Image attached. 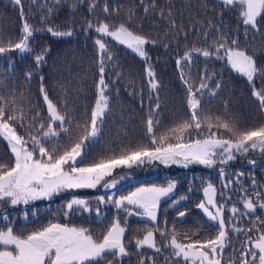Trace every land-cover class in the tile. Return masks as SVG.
<instances>
[{"label":"snow or ice","instance_id":"obj_1","mask_svg":"<svg viewBox=\"0 0 264 264\" xmlns=\"http://www.w3.org/2000/svg\"><path fill=\"white\" fill-rule=\"evenodd\" d=\"M15 6L20 7L23 19L21 36L17 42L9 40L5 43L0 39V54L19 52L31 54L34 49L30 46L34 33L47 31L53 36L65 37L73 35L71 29L59 31L52 26L36 29L25 18L22 0H12ZM62 0H56L59 5ZM85 0H71V8L76 10ZM229 10H237L240 24L244 28L247 39L251 33L264 36V0H218ZM33 4L37 0H32ZM145 15L157 11L156 0L151 4L147 0H140ZM100 6V0H88L87 7L90 13H95ZM41 8V23L47 25L48 17L55 11L45 2ZM102 11L110 17H118L120 8L109 9L107 0H104ZM160 19L169 21V31H177L174 15L169 7L167 11L160 9ZM223 13H221L222 17ZM135 11L129 9L127 19L119 24L107 21L93 23L86 21L85 31L94 30L97 38L94 45L98 51L99 80L96 85V98L90 109H86L82 119H77L68 107L66 99L55 102L49 95L45 85V78L40 80V103L43 112L37 104L29 102L25 111L22 101L27 100L15 92L0 94V138L6 141L9 148L10 161H0V204L7 201L11 205H28L32 201L52 199L54 196L69 190L95 189L102 186L104 189H115L126 177L116 178L113 173L118 168L131 169L145 163L160 161L165 165L184 164L196 162L213 167L217 163L227 165L235 160L237 154H246L250 150H259L264 153V88L256 89L254 81L264 77V69L258 66L254 54H249L247 48L240 46V36L235 34L229 37L216 27L217 35L207 47L185 46L183 55L176 58V65L180 80L185 86V104L188 110L187 118L177 119L171 126L162 127V122L157 117L160 115L159 90L161 84L156 78V73L150 63L151 57L147 51L148 45L157 44L143 33L142 25L136 30L130 26L133 22ZM185 39L188 33L183 32ZM198 37L207 41L209 32H197ZM105 38H111L119 45L131 49L138 57L146 62V77L149 87V101L155 97L154 107L149 108L145 121V136L147 143L140 142L135 147H121L119 152L114 150L111 154L100 156L89 162L87 160L88 146L93 144L102 135L106 116L110 113L111 91L105 80L106 63L113 62L115 67L116 57ZM255 39V36H253ZM168 47V44H165ZM50 50L45 48L34 56L37 68L46 63V56ZM203 57L205 60L216 59L225 61L231 69L242 74L252 85V96L258 104L260 119L251 126L241 127L236 117L214 114H205L202 101L205 96L215 98L223 86L222 81L215 72L208 73L205 64L199 78L198 86L193 82L191 71L195 66V58ZM11 66V65H10ZM188 68V72L185 68ZM27 79L33 76L32 71L26 74ZM117 73V80L120 79ZM216 79L215 88L210 87V82ZM115 83V81L113 82ZM0 86L2 82H0ZM142 95V92H141ZM143 104V100L141 101ZM225 113L228 112V102H224ZM62 137H67V144H61ZM47 145V146H46ZM249 163L255 164V161ZM222 189L218 192L211 181L202 188L205 199L196 203V208L204 214L206 221L216 229L213 237L198 239L200 229L186 231L183 240L178 239L176 225H169L167 217H160L161 202L166 198L171 201L170 208L182 206V202L189 199L188 195L174 198L177 181L168 180L165 185H141L125 195L117 196L116 193L94 198L97 205H113L118 214L113 217L110 224L106 225L99 237L93 234L90 228L49 221L45 226L27 233L18 234L11 226L0 228V264H123L131 252L125 243V234L128 231L127 220L137 216L146 218L151 223L142 237H134L129 243H134L135 248L152 249L157 254L167 251L169 256H163L164 264H264V220L256 216L249 219L247 224L244 217H251L257 209H264V195L257 191L255 199L247 195L241 197L244 211L234 203L228 207L231 196L223 189L231 190L233 183L243 187L241 178L243 172L235 173V181L227 179L229 173L225 168L219 169ZM252 185H256L252 178ZM189 188V193L193 192ZM219 195L222 202L217 201ZM91 201L73 195L61 206L62 214L68 217L74 210L92 212ZM230 213L231 223H226L225 209ZM95 223L104 225L107 216L97 206L95 209ZM125 217L121 223L120 214ZM36 213L33 212L32 215ZM25 211L24 220H28ZM187 209L178 211V218H186ZM3 219L7 220L5 215ZM230 233L244 234L246 239L236 249L231 243ZM254 233L255 235H249ZM157 234L166 243L157 241ZM232 251L225 256V250ZM111 256L112 259H107ZM139 264H157L154 256L141 255Z\"/></svg>","mask_w":264,"mask_h":264},{"label":"trees","instance_id":"obj_2","mask_svg":"<svg viewBox=\"0 0 264 264\" xmlns=\"http://www.w3.org/2000/svg\"><path fill=\"white\" fill-rule=\"evenodd\" d=\"M47 3L49 8L55 11L48 17L47 25L41 23V12L46 11L41 5ZM88 0L78 5L76 10L71 8V0H62L57 5L56 0H37L36 4L32 0H22L25 18L36 29H44L52 26L59 31L71 29L73 35L59 37L53 36L47 31H37L31 40L30 46L34 49L31 54H21L13 51L0 54V94L7 95L15 92L19 97L21 93L27 100L22 101L25 111L28 110L29 102L37 104L43 112V105L40 103V80L45 78V85L51 98L59 103L66 99L68 107L73 111L77 119H82L85 110L90 109L96 98V85L99 80L97 67L98 51L94 45L97 33L94 30L85 31L86 21L91 20L94 24L100 21H107L112 24H119L127 19L129 9L135 11L133 22L130 25L136 30L138 25H142L144 35L158 42L155 45H148L147 51L151 57L150 63L156 73V78L161 84L159 90L161 104L160 115L157 117L162 122V127L171 126L177 119L187 118L188 110L185 104L186 91L182 84L176 58L183 55L185 46L191 47L194 43L197 47H207L212 39L217 35L216 27L220 31L232 37L235 34L240 36V46L247 48L249 54H254L259 67L264 69V36L251 33L247 39L244 36V28L239 21L237 10L225 9L218 0H156L157 11L148 14L144 13L140 0H107L109 9L120 8L118 17H110L102 11L104 0H100V6L95 13H90L87 7ZM151 4L152 0H147ZM175 18L178 26L177 31H169V21L160 19L158 13L160 9L165 11L168 8ZM20 7L15 6L12 0H0V39L5 43L9 40L17 42L21 36L23 19L20 15ZM221 13H223L221 17ZM182 26L183 32L188 33L185 39L179 31ZM209 32L207 41L197 36V32ZM255 36V39H253ZM109 44L113 55L116 57L115 67L113 62L106 63L105 80L108 82L111 91L110 113L106 116V123L102 135L96 142L88 146L89 154L85 162L94 160L100 156L111 154L114 150L119 152L121 147H135L138 143H147L145 136V121L150 107H154L155 97L149 101V87L145 73L146 62L138 57L131 49L124 45H119L111 38H105ZM168 44V47H165ZM49 49L46 56V63L37 68L34 63V56L42 49ZM207 64L208 73H216L222 81L220 93L215 98H208L207 95L202 101V108L205 114H214L228 118L236 117L240 121L241 127L251 126L260 119L258 104L252 96V85L242 74L231 69L225 61L209 59L203 57L195 58V66L191 71L193 82L198 86L200 75ZM11 65V66H10ZM28 71L33 72L32 78H26ZM188 72V68H185ZM117 73L120 79L117 80ZM115 81V83H113ZM216 79L210 82V87L215 88ZM255 88H264V77H257L254 81ZM142 92V95H141ZM143 100V104L141 101ZM228 102V112L225 113L224 102ZM61 144H67V137H62ZM47 146V145H46ZM258 158L255 164L249 163L246 154H237L236 159L229 161L227 165L217 163L213 167L204 165L180 166L177 164L160 165L158 172L151 175H142L141 169L133 170L131 174L115 189H104L98 186L95 189H77L62 192L52 199H41L30 202L28 205L19 204L15 206L3 205L0 207V228L12 227L18 234L27 233L45 226L49 221L68 223L75 226L90 228L93 234L99 237L103 228L110 224L118 212L113 205H97L94 198L98 196L111 195L113 192L117 196L125 195L129 191L141 185L157 184L165 185L168 180L177 181L174 198L188 195L189 199L182 202V206L176 209L170 208V200L167 198L161 202L160 217H167L169 225L175 224L178 239L183 240L186 231L200 229L198 239L204 240L215 235L216 229L206 221L202 211L196 208V203L205 199L202 188L211 181L216 186L218 192L222 189L219 169L225 168L229 173L227 179L235 181V173L243 172L241 178L243 187L233 183L231 190L223 189L231 196L228 207L235 204L242 211L243 205L241 197L247 195L255 199L257 191L264 195V156H253ZM0 161H10L9 148L2 138H0ZM151 165V164H150ZM114 176V175H113ZM252 178H255L256 185H252ZM194 191L189 193V188ZM73 195L90 200L92 212L74 210L68 217L63 216L61 206ZM218 203L222 202L219 195L216 197ZM99 206L101 211L107 216L104 225L95 223L96 214L94 209ZM187 209L186 218H178V211ZM28 212V220H24V212ZM35 212V215L32 213ZM7 215L8 219L3 217ZM260 216L264 220V209H257L251 217H244L247 224L249 219L254 220ZM230 213L225 209L224 218L226 223H231ZM121 223L124 224L125 217L120 214ZM128 231L125 234V243L128 244L131 252L130 257L125 258L123 264H139L141 255L154 256L157 264H164L163 256H169L165 251L157 254L152 249L137 250L134 243H129L134 237H142L144 231L151 227V223L146 218L132 216L127 220ZM249 235H255L249 233ZM231 243L239 249L241 243L246 239L244 234L230 233ZM157 241L166 243V238L162 239L157 234ZM232 251L231 248L225 250V256ZM107 259H112L111 256Z\"/></svg>","mask_w":264,"mask_h":264},{"label":"rangeland","instance_id":"obj_3","mask_svg":"<svg viewBox=\"0 0 264 264\" xmlns=\"http://www.w3.org/2000/svg\"><path fill=\"white\" fill-rule=\"evenodd\" d=\"M254 155L255 156H264V153L260 152L259 150H250L248 153H246L247 160L251 161V158H253V160L256 161L258 158L257 157L254 158L253 157ZM160 165H165V164L161 163L160 161H154L152 163H145L142 166H138V167L137 166H134L131 169L118 168V169L115 170V172L113 173V175L116 178H119L120 176L128 177V174H131V172L133 170H137L139 168H142L140 174H142V175H146V174L147 175H151V174H154V173L158 172V170L160 169ZM177 165L185 166L184 164H177ZM193 165H203V164H199V163H196V162H188L187 163V166H193ZM204 166H206V165H204ZM123 181H121V183ZM120 184H118L117 186H119ZM3 205L11 206V204L9 202H7V201H5L2 204H0V207H3Z\"/></svg>","mask_w":264,"mask_h":264}]
</instances>
